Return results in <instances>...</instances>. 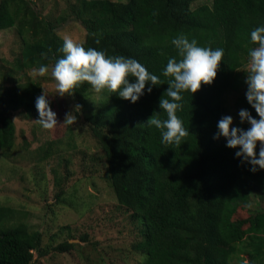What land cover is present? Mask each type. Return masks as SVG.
Listing matches in <instances>:
<instances>
[{
  "label": "trees",
  "instance_id": "1",
  "mask_svg": "<svg viewBox=\"0 0 264 264\" xmlns=\"http://www.w3.org/2000/svg\"><path fill=\"white\" fill-rule=\"evenodd\" d=\"M198 1H69L58 18L65 22L70 17L83 27L85 48L134 57L161 79L134 104L107 90L94 101L85 82L71 95L73 114L94 140L92 156L99 157L94 162L102 164L116 205L137 229L140 240L133 250L141 256L139 264H264V170L250 171V165L235 157L237 149L226 147L223 137L213 138L230 92L238 111L248 109L258 118L246 100L245 79L247 53L254 46L250 32L264 24V0L196 5ZM7 29H16L21 41L20 70L53 66L62 55L63 39L30 0H0V30ZM179 34L196 39L199 46L223 48L224 56L210 85L182 94L177 115L190 134L175 145L161 143L159 130L146 121L160 110L161 96L166 97L171 78L163 70L170 57L180 59L171 43ZM0 78V151L8 155L15 128L10 111L22 109L38 117L35 99L44 90L38 81L19 83L11 72ZM66 113L57 118L64 122ZM233 123L249 127L239 118ZM64 125L59 137L37 148V157L72 156L79 150L74 124ZM239 210L247 216L234 218ZM17 214L0 205V264H34L35 255L49 252L42 234L17 220ZM74 246L63 241L53 250L65 253Z\"/></svg>",
  "mask_w": 264,
  "mask_h": 264
},
{
  "label": "rangeland",
  "instance_id": "2",
  "mask_svg": "<svg viewBox=\"0 0 264 264\" xmlns=\"http://www.w3.org/2000/svg\"><path fill=\"white\" fill-rule=\"evenodd\" d=\"M30 1L60 38L70 35L76 42L84 40L85 31L79 23L70 17L65 22L58 18L66 13L69 1L73 0ZM209 2L199 0L195 4ZM15 30H0V75L11 72L19 83L38 81L57 115L61 116L67 110L73 112L75 100L67 94H57L52 66H48L44 76L34 69H19L17 56L21 41ZM93 94L94 101H99L105 91ZM235 98L233 92L226 96L225 115H231L233 122L239 118ZM10 115L15 127L14 141L8 155L0 151V205L15 209L17 220L38 230L44 247H50L45 256L35 255L34 264H139L141 256L133 250V245L140 240L137 229L124 209L116 205L113 191L103 179L102 164L94 162V158L99 157L92 156L95 143L83 122L79 119L73 122L77 132L75 141L80 146L76 153L71 156L70 152H60V157L41 158L37 157V148L59 137L65 123L57 118L59 125L46 130L35 122L38 117H30L22 109H12ZM261 207L264 208V201ZM247 214L239 210L234 218H244ZM64 226L69 231H61ZM83 235L85 241L80 239ZM63 241L75 246L65 253L53 250Z\"/></svg>",
  "mask_w": 264,
  "mask_h": 264
},
{
  "label": "clouds",
  "instance_id": "3",
  "mask_svg": "<svg viewBox=\"0 0 264 264\" xmlns=\"http://www.w3.org/2000/svg\"><path fill=\"white\" fill-rule=\"evenodd\" d=\"M250 40L254 46L247 53L245 97L258 118L248 109H240V124L249 125L245 129L234 124L231 115H224L217 123V133L213 138L223 137L226 147L237 149L235 157L240 158L241 163L250 165V171L256 172L264 170V24L253 28ZM171 43L177 49L180 59L173 56L167 60L163 75L171 79L165 91L166 97L161 96L160 110L154 111L146 124L159 130L161 143L180 145L183 138L190 134L189 128L184 126V121L177 115L183 108L182 94L185 91L193 94L202 84L210 85L214 81L224 49L199 46L196 39L190 40L185 34L177 35ZM58 51L62 55L55 59L51 75L60 96L73 95L86 82L96 94L107 90L134 104L145 92L151 93L153 86L161 84L160 76L150 72L136 58L108 55L104 50L94 47L85 48L70 35L63 37L62 47ZM48 70L47 64L34 68V72L40 76L47 74ZM35 108L38 113L35 122L43 129L51 130L59 125L57 113L44 92L36 97ZM75 109L80 112L79 105ZM76 119L77 115L69 112L63 123L72 124Z\"/></svg>",
  "mask_w": 264,
  "mask_h": 264
}]
</instances>
